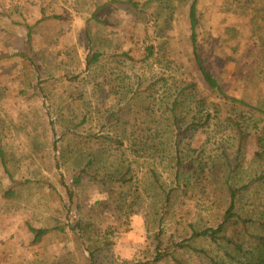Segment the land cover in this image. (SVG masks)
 <instances>
[{"label": "rangeland", "instance_id": "obj_1", "mask_svg": "<svg viewBox=\"0 0 264 264\" xmlns=\"http://www.w3.org/2000/svg\"><path fill=\"white\" fill-rule=\"evenodd\" d=\"M132 1L137 9L129 0H0V145L10 175L0 162V264H90L96 247V264H137L152 259L160 231L176 242L188 223L213 221L202 201L177 188L167 111L191 68L192 0ZM96 2L111 3L98 24L90 21ZM197 9L206 68L225 93L264 113V0H199ZM42 15L47 20L38 22ZM24 21L35 25V68L16 56L25 48ZM147 47L154 55L145 63L117 58ZM92 50L106 57L87 68ZM136 93L148 100L139 104ZM132 135L148 140L141 152L130 146ZM254 149L251 142L248 161ZM82 169L101 182L84 180L70 202L63 183L70 188ZM252 171L246 164L240 180ZM124 172L132 180L122 187L113 180ZM154 175L175 195L170 206ZM120 192L136 204L131 211ZM28 226L64 231L34 244Z\"/></svg>", "mask_w": 264, "mask_h": 264}, {"label": "trees", "instance_id": "obj_2", "mask_svg": "<svg viewBox=\"0 0 264 264\" xmlns=\"http://www.w3.org/2000/svg\"><path fill=\"white\" fill-rule=\"evenodd\" d=\"M198 1L192 0L188 11L191 68L188 76L185 75V80L180 81L177 88L174 87L175 97L167 111L174 130L172 133H176L172 136V154L177 188H182L185 194L191 192L193 196L190 200L202 201L213 221L203 227L193 222L188 223L186 235L180 236L176 242L162 238L160 231L153 240L152 259L137 264H264V113L244 100L225 93L206 68L198 50ZM111 3L100 5L96 2L90 21L101 23V11ZM129 4L134 9L138 8L137 3L132 0H129ZM45 20L47 18L42 15L38 22ZM21 26L26 33V42L25 48L16 56L26 61L31 68H35L31 57L35 25L24 21ZM84 37L92 46L88 27L84 31ZM153 55L152 47H147L141 56L129 49L122 51L117 58L122 62L137 64L149 61ZM104 57L105 53L92 50L86 67L99 64ZM136 95L132 98L141 101L139 104L147 101L149 97L143 98L137 93ZM213 98L218 101H213ZM192 134L205 136L204 142L192 143L189 138ZM131 138L130 146L137 148V152H141L147 145L148 140L133 135ZM106 141L113 142L108 139ZM251 142L255 149L248 161ZM114 144L123 147L121 141H115ZM154 148L158 153V147ZM0 162L5 174L10 177L1 145ZM246 164H250L253 171L246 181H241L240 175ZM153 177L163 195V205L170 206L175 195L165 192L158 178L155 175ZM87 179L101 182V179L82 169L72 176L70 188L63 183L70 202L74 198L75 190ZM131 180L124 172L113 181L125 187ZM7 194L12 196L10 192ZM117 200L125 211H131V207L136 205L130 201L127 203L121 192L117 195ZM162 221L163 218H160L158 225ZM27 228L34 244L51 232L64 231L62 227ZM101 250L102 248L96 247L89 252L90 264L97 263Z\"/></svg>", "mask_w": 264, "mask_h": 264}]
</instances>
